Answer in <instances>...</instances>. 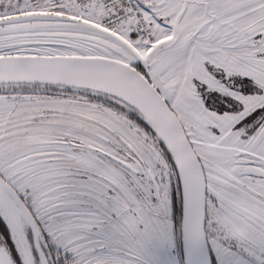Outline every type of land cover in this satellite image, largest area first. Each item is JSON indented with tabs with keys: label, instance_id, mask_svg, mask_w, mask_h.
<instances>
[{
	"label": "snow or ice",
	"instance_id": "obj_1",
	"mask_svg": "<svg viewBox=\"0 0 264 264\" xmlns=\"http://www.w3.org/2000/svg\"><path fill=\"white\" fill-rule=\"evenodd\" d=\"M61 254L264 264V0H0V264Z\"/></svg>",
	"mask_w": 264,
	"mask_h": 264
},
{
	"label": "trees",
	"instance_id": "obj_2",
	"mask_svg": "<svg viewBox=\"0 0 264 264\" xmlns=\"http://www.w3.org/2000/svg\"><path fill=\"white\" fill-rule=\"evenodd\" d=\"M175 196L177 197L176 200H177V203H179V193H174ZM4 243H9L10 244V241H3ZM11 251H13L14 253V248L13 249H10ZM47 251L48 253L51 255L53 261H56L57 260V252L53 249V247L51 245L48 246L47 248ZM16 259V257H14ZM60 259V264H62V257L59 258Z\"/></svg>",
	"mask_w": 264,
	"mask_h": 264
},
{
	"label": "rangeland",
	"instance_id": "obj_3",
	"mask_svg": "<svg viewBox=\"0 0 264 264\" xmlns=\"http://www.w3.org/2000/svg\"><path fill=\"white\" fill-rule=\"evenodd\" d=\"M176 198H177V197H176ZM51 246H52L53 249L57 252L56 248H55L53 245H51ZM172 254H173V255H181V254H180V251H179V249H178V247L172 250ZM60 257H62V259H63V255H62V254H61ZM16 259L18 260V257H16Z\"/></svg>",
	"mask_w": 264,
	"mask_h": 264
},
{
	"label": "water",
	"instance_id": "obj_4",
	"mask_svg": "<svg viewBox=\"0 0 264 264\" xmlns=\"http://www.w3.org/2000/svg\"><path fill=\"white\" fill-rule=\"evenodd\" d=\"M178 249L180 251L181 256L183 255V241L182 238L178 240Z\"/></svg>",
	"mask_w": 264,
	"mask_h": 264
}]
</instances>
